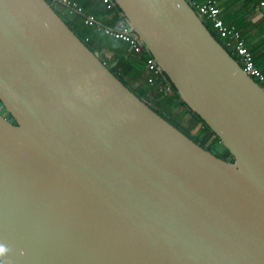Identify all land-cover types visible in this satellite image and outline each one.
Segmentation results:
<instances>
[{
    "label": "water",
    "instance_id": "95a60500",
    "mask_svg": "<svg viewBox=\"0 0 264 264\" xmlns=\"http://www.w3.org/2000/svg\"><path fill=\"white\" fill-rule=\"evenodd\" d=\"M112 1L232 161L46 0H0V263L264 264V89L187 0Z\"/></svg>",
    "mask_w": 264,
    "mask_h": 264
},
{
    "label": "trees",
    "instance_id": "16d2710c",
    "mask_svg": "<svg viewBox=\"0 0 264 264\" xmlns=\"http://www.w3.org/2000/svg\"><path fill=\"white\" fill-rule=\"evenodd\" d=\"M46 1L52 5L57 14L85 42L90 50L99 52L101 60L116 77L139 98L143 99L155 112L186 136L197 140L202 148L223 160L232 161L230 153L220 143L215 134L209 132L208 127L198 115L179 99L175 89L164 76L160 74L161 80H157L153 84L147 82V77L150 74L145 72L144 68L152 58L145 48L140 45V52L136 54L129 43L118 40L104 32L105 27L116 29L119 25L127 26L120 9L112 0H110L112 6L109 10L105 7L104 9L100 8L101 0H70L81 8V12L53 3L52 0ZM187 1L191 4L194 0ZM196 1L201 4L206 0ZM87 16H91L95 23L85 24L84 21ZM202 20L214 37L223 44L222 38L207 18L202 17ZM224 24L226 23L224 22ZM227 51L237 60V56L232 51L229 49ZM250 52L257 66L258 55L253 50H250ZM137 74H140L136 77L138 81L139 78L143 79H141L140 86L135 88L133 87L132 77ZM160 81L170 87L171 93L164 95L163 92L159 91Z\"/></svg>",
    "mask_w": 264,
    "mask_h": 264
},
{
    "label": "built area",
    "instance_id": "2783aa9c",
    "mask_svg": "<svg viewBox=\"0 0 264 264\" xmlns=\"http://www.w3.org/2000/svg\"><path fill=\"white\" fill-rule=\"evenodd\" d=\"M52 2L70 7L76 12H81V8L70 0H52ZM101 2L104 4L107 10L111 9L112 5L110 0H101ZM191 5L201 18H207L214 30L222 38V46L226 50L229 49L237 56V62L240 64L243 70L264 89V72L256 66L253 56L245 44L241 33L235 27L224 24V21L221 18V10L216 5V3L213 0H206L199 4L196 0H194L191 2ZM258 5L260 7H264V0H258ZM84 23L91 25L95 22L89 18H86ZM104 32L117 38L118 40L129 43L136 54L140 52V45L130 35L127 26L119 25L116 29L105 27ZM144 70L150 74L147 77V82L149 84H153L157 80H161L159 76L160 73L152 59L146 64ZM162 82L160 81L159 91L163 92L164 95H168L171 93L170 87L166 83L164 84V82Z\"/></svg>",
    "mask_w": 264,
    "mask_h": 264
},
{
    "label": "crops",
    "instance_id": "0c3cea01",
    "mask_svg": "<svg viewBox=\"0 0 264 264\" xmlns=\"http://www.w3.org/2000/svg\"><path fill=\"white\" fill-rule=\"evenodd\" d=\"M221 10V18L226 25L233 26L241 32L249 50L257 53V67L264 72V7L258 0H214ZM104 9V4L100 3ZM103 56V55H101ZM140 75V74H139ZM132 77L135 88L140 86L141 79Z\"/></svg>",
    "mask_w": 264,
    "mask_h": 264
},
{
    "label": "rangeland",
    "instance_id": "374dc122",
    "mask_svg": "<svg viewBox=\"0 0 264 264\" xmlns=\"http://www.w3.org/2000/svg\"><path fill=\"white\" fill-rule=\"evenodd\" d=\"M139 82H141V81H139ZM133 87H135L134 83H133ZM198 129H199V128H198Z\"/></svg>",
    "mask_w": 264,
    "mask_h": 264
}]
</instances>
